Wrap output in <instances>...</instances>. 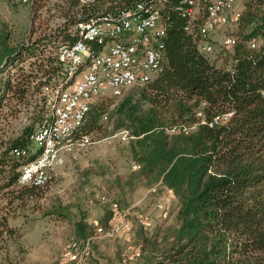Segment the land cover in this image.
I'll return each mask as SVG.
<instances>
[{
    "label": "trees",
    "instance_id": "obj_1",
    "mask_svg": "<svg viewBox=\"0 0 264 264\" xmlns=\"http://www.w3.org/2000/svg\"><path fill=\"white\" fill-rule=\"evenodd\" d=\"M158 1L30 0L32 14L55 8L59 23L54 30L18 45H10L7 36L0 40V124L16 118L18 106L26 108V122L12 135L5 137L0 126V196L9 197V207L35 198L49 182L43 187L16 184L19 167L35 154L28 137L49 118L43 89L59 78L57 46L76 41L78 22ZM182 1L158 5L167 16L161 71L125 95L112 114L115 129L128 133L127 153L138 166L130 176L148 189L171 190L175 202L173 222L141 241L140 257L132 264H264V0L245 3L236 34H226L236 42L224 47L220 40L216 55V32L209 38L211 52L199 49L198 29L209 0H194L197 12L188 32L185 17L175 10ZM91 102L81 127L89 136L100 130L99 119H107ZM226 113V120L209 126ZM15 149L31 154L18 159ZM9 207L0 210V240L3 233H12L6 229ZM62 213L57 206L43 214ZM97 221L107 227L108 221ZM76 228L80 232L79 224ZM92 231L90 225L71 241L81 242Z\"/></svg>",
    "mask_w": 264,
    "mask_h": 264
},
{
    "label": "built area",
    "instance_id": "obj_2",
    "mask_svg": "<svg viewBox=\"0 0 264 264\" xmlns=\"http://www.w3.org/2000/svg\"><path fill=\"white\" fill-rule=\"evenodd\" d=\"M30 0H9L14 5L29 4ZM84 2L86 0H79ZM238 0H209L205 7V17L199 26L201 39L199 49L210 53L212 45L209 38L218 29L235 25L240 12ZM162 0L158 1L161 7ZM158 5L136 4L132 9L121 10L100 19L78 22L73 29L77 34L74 43L60 44L56 48L55 59L60 67L59 78L54 85L45 87L43 93L49 107V118L32 132L28 139L35 151L31 160L19 167L17 186L43 187L49 180V174L62 166L66 157L74 158L76 151L83 150L95 143L91 136L83 133L81 127L89 109L90 102L105 90L112 97H119L123 90L141 86L150 82L162 69L165 22ZM194 0H183L175 10L185 17L183 30L189 31L195 16ZM236 38L226 35L221 38L224 47H231ZM249 42L248 47L254 48ZM72 85V87H71ZM264 98V89L260 92ZM230 113L213 118L211 125H218L226 120ZM105 121L106 117L103 116ZM26 122L21 119L19 127ZM18 127V128H19ZM182 131H186L185 128ZM128 139L126 131L114 136ZM15 158L26 159L31 152L25 149L12 151ZM132 164L131 169L136 170ZM160 188L153 186L147 190L155 193ZM167 198L174 200L171 190L160 188ZM112 214L107 227L103 228L93 219L90 236L81 242L69 241L64 245L61 262L83 264L91 256V244L96 239H123L128 241L131 224L127 220V209L123 210L116 203H110ZM162 218L167 217V210L155 205ZM136 223L142 231L152 227L151 219L145 214H137ZM140 257L136 249L127 247V252L117 262L111 264H132Z\"/></svg>",
    "mask_w": 264,
    "mask_h": 264
},
{
    "label": "rangeland",
    "instance_id": "obj_3",
    "mask_svg": "<svg viewBox=\"0 0 264 264\" xmlns=\"http://www.w3.org/2000/svg\"><path fill=\"white\" fill-rule=\"evenodd\" d=\"M248 1L254 0H238L240 13ZM195 11L197 12V7ZM55 16L57 12L52 5L32 14L30 4L18 6L9 0H0V40L7 36L10 45H18L43 33H49L59 23ZM236 32V26L233 25L218 29L213 37V55L219 53L218 42L221 38ZM136 89L137 86L125 89L116 98L102 90L92 100L91 107L99 105L102 108L100 110L107 116L106 121L99 119L100 130L91 133L95 143L76 151L74 158L66 157L64 164L49 174L48 184L39 191L36 199L14 202L9 207V197L0 196V210L4 207L10 208L5 218L6 229L12 231L11 234L3 233L0 240V264L60 262L64 245L77 238L78 233L85 235L91 220L110 221V202H116L123 210L127 209V220L131 224L128 241L94 240L91 244V256L83 264L117 262L125 255L127 247L139 249L144 238L151 237L157 229L173 222L174 200L167 198L162 190L147 192L148 186L138 183L137 178L130 176L132 161L127 153V139L114 136L123 131L121 128L115 129L117 122L112 115L114 108L125 95ZM18 107L21 111L18 117L8 118L4 124H0L5 137L17 130L26 113V108ZM156 204H161L167 210L166 218H162L156 211ZM57 206L63 209L62 214L56 217L55 214H43L55 210ZM137 214H145L151 219L152 227L148 231L143 232L139 228L135 219ZM25 222L28 223L23 225ZM77 224L80 232L76 228Z\"/></svg>",
    "mask_w": 264,
    "mask_h": 264
},
{
    "label": "crops",
    "instance_id": "obj_4",
    "mask_svg": "<svg viewBox=\"0 0 264 264\" xmlns=\"http://www.w3.org/2000/svg\"><path fill=\"white\" fill-rule=\"evenodd\" d=\"M61 257V256H60Z\"/></svg>",
    "mask_w": 264,
    "mask_h": 264
}]
</instances>
